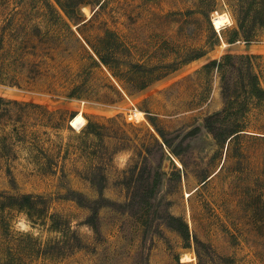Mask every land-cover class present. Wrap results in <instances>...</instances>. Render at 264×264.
I'll use <instances>...</instances> for the list:
<instances>
[{
	"label": "rangeland",
	"instance_id": "obj_1",
	"mask_svg": "<svg viewBox=\"0 0 264 264\" xmlns=\"http://www.w3.org/2000/svg\"><path fill=\"white\" fill-rule=\"evenodd\" d=\"M263 1L0 0V264H264Z\"/></svg>",
	"mask_w": 264,
	"mask_h": 264
},
{
	"label": "trees",
	"instance_id": "obj_2",
	"mask_svg": "<svg viewBox=\"0 0 264 264\" xmlns=\"http://www.w3.org/2000/svg\"><path fill=\"white\" fill-rule=\"evenodd\" d=\"M255 10H256V12H255L256 14H263L264 13V1L260 2L258 4V7L255 8ZM238 23H239L240 29L244 28V24L240 23L239 21H238ZM260 24L262 26H264L263 17H261V19H260ZM237 32H238V30H236L235 34H237ZM219 41H220V38L216 33L214 41H212V42L210 41L208 43L209 45L206 47L205 53L212 50L217 44H219ZM233 41L234 40H231L230 42H233ZM107 48H109L110 50H115L117 48V45H109ZM96 52H97V55H99L100 59L103 60L105 63H107L106 59L103 57V55H101L100 51L97 50ZM204 54L200 53L198 55H195L193 57V59H197ZM232 56L233 55H231V54L224 55L223 59H221L220 61L215 59V60L211 61V63L208 64L207 66L211 65L212 67L220 70L225 65L226 59H231ZM113 74L115 75L114 72H113ZM250 76H251V78H250V82H249V89H250L249 92H250L251 97L258 99V100H264V88L261 86L258 75L254 74V75H250ZM153 80L154 79H150V80L145 79L141 83V86H142L141 88H145L146 86H148L150 84V82H153ZM235 101L236 100L234 97H230L227 106L223 109V111L221 113H218L215 115H210L206 118V127L215 135V138L217 139V142L219 144L224 143L227 140L232 141L234 138H238L241 134H243V130H245L243 128V124L240 121H238L239 111L233 105L235 103ZM226 124H228V125H226ZM92 127H93V123L90 122L89 123V129L90 128L92 129ZM219 129L221 131L218 133L217 131ZM92 132H94V131H92ZM161 135L163 136V133H161ZM164 142L166 144H169L167 139H165ZM156 184H157V182H156ZM151 194H153V191ZM31 200H32V196L29 194L22 196L20 198V201H21L20 207L28 208L27 206L29 204H31V202H32ZM52 218H54V217L52 216ZM171 219L173 222L178 223V225H176V228L180 231V233L182 234L184 239L189 240L190 239V229H189L188 223L183 218H180V217L174 216V215L171 216ZM52 228L54 230H58V226L54 225V221L52 222Z\"/></svg>",
	"mask_w": 264,
	"mask_h": 264
},
{
	"label": "bare ground",
	"instance_id": "obj_3",
	"mask_svg": "<svg viewBox=\"0 0 264 264\" xmlns=\"http://www.w3.org/2000/svg\"><path fill=\"white\" fill-rule=\"evenodd\" d=\"M213 21H214V25L218 28V29H221V27L222 26H224L225 24H227L228 23V21H230V19H229V17H228V15L227 14H218V15H216L215 17H214V19H213ZM137 113H139V114H143V112H141V111H139V112H137ZM80 118L81 117H78V119H77V124L79 125V122L81 121L80 120Z\"/></svg>",
	"mask_w": 264,
	"mask_h": 264
}]
</instances>
